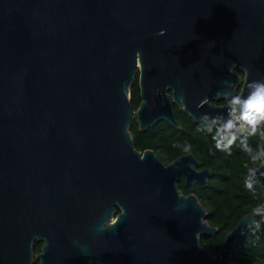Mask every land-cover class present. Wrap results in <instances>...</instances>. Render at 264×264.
I'll use <instances>...</instances> for the list:
<instances>
[{
    "label": "water",
    "instance_id": "water-1",
    "mask_svg": "<svg viewBox=\"0 0 264 264\" xmlns=\"http://www.w3.org/2000/svg\"><path fill=\"white\" fill-rule=\"evenodd\" d=\"M252 81L264 0H0V264H33L36 238L41 264H237L264 218L243 215L212 254L194 193L212 169L193 153L166 164L131 129L180 128L177 106L208 131ZM252 169L264 189V160Z\"/></svg>",
    "mask_w": 264,
    "mask_h": 264
},
{
    "label": "trees",
    "instance_id": "trees-1",
    "mask_svg": "<svg viewBox=\"0 0 264 264\" xmlns=\"http://www.w3.org/2000/svg\"><path fill=\"white\" fill-rule=\"evenodd\" d=\"M140 103L137 80L132 89V104L136 109ZM175 110L180 128L160 122L148 131L141 132L135 120L131 133L135 146L140 151L152 148L157 142L162 150L159 153L164 158L175 159L182 154L193 153L200 162L199 167L212 169L213 175L208 186L200 188L196 185L194 193L199 198L203 196L207 199L209 223L218 228L216 235L203 238L204 246L215 255L220 251L225 235L237 225L240 218L264 204L263 188L254 184V191L250 192L244 186L249 170L261 164V160L254 162L251 153L245 149L250 148L252 153L264 150V136L260 131L253 136L237 135L228 151H219L212 139V132L202 130L178 107ZM185 145H190L189 150L185 151ZM179 187L185 194L191 193L185 186L184 179ZM232 256L237 264H264V221L257 223L240 239Z\"/></svg>",
    "mask_w": 264,
    "mask_h": 264
},
{
    "label": "clouds",
    "instance_id": "clouds-1",
    "mask_svg": "<svg viewBox=\"0 0 264 264\" xmlns=\"http://www.w3.org/2000/svg\"><path fill=\"white\" fill-rule=\"evenodd\" d=\"M160 34L162 35L163 31ZM247 87L248 94L246 97L240 94L231 97L227 119L220 122L207 116L203 117V122L208 125V131L212 132V139L219 151H228L240 132H246L247 135L253 136L260 131V134L264 136V130H262L264 129V81H252ZM217 123H220L221 126L215 127ZM189 148L190 145H185V151ZM245 150L251 153L254 162L264 160V150L256 153H252L250 148ZM256 174L255 169H250L244 181L245 188L250 192L254 191ZM252 211L255 216L264 218V204L255 207Z\"/></svg>",
    "mask_w": 264,
    "mask_h": 264
},
{
    "label": "flooded vegetation",
    "instance_id": "flooded-vegetation-1",
    "mask_svg": "<svg viewBox=\"0 0 264 264\" xmlns=\"http://www.w3.org/2000/svg\"><path fill=\"white\" fill-rule=\"evenodd\" d=\"M225 103H228V102H221L219 104H225ZM177 107V106H175ZM179 109V108H178ZM148 149H151V148H148ZM147 150V149H146ZM145 151V150H143ZM142 151V152H143ZM155 151V150H154ZM156 152V151H155ZM157 153V152H156ZM158 155V153H157ZM159 156V155H158ZM198 169H201V167H199ZM184 178L181 177V180L180 182L183 180ZM179 182V184H180ZM182 191V190H181ZM183 192V191H182ZM184 193V192H183ZM185 194V193H184ZM185 195H188V194H185ZM118 211H120L118 209ZM109 221H103L102 224L99 225V228L102 230V231H105L108 227H109ZM46 244V240L44 238H36L34 241H33V245H32V248H33V253H34V262L33 264H41V259L38 258V255L39 254H42L44 252V246Z\"/></svg>",
    "mask_w": 264,
    "mask_h": 264
},
{
    "label": "rangeland",
    "instance_id": "rangeland-1",
    "mask_svg": "<svg viewBox=\"0 0 264 264\" xmlns=\"http://www.w3.org/2000/svg\"><path fill=\"white\" fill-rule=\"evenodd\" d=\"M237 135H238V134H237ZM151 149H153V150H155L156 152H158L159 157H160L161 160L164 161L166 164H168V163H170L172 160H174V159L164 158V157L159 153V152L162 151V150H161V148H159L157 142L154 144V146H153ZM199 199H200L202 205L204 206V208L207 210V209L209 208V203L207 202V199H206L205 197H203V196H202L201 198H199ZM208 221H209V220H208ZM203 246H204V244H203ZM204 247H205V246H204ZM205 248H206V247H205Z\"/></svg>",
    "mask_w": 264,
    "mask_h": 264
},
{
    "label": "built area",
    "instance_id": "built-area-1",
    "mask_svg": "<svg viewBox=\"0 0 264 264\" xmlns=\"http://www.w3.org/2000/svg\"><path fill=\"white\" fill-rule=\"evenodd\" d=\"M238 135H245V136H248L246 132H240V133H238Z\"/></svg>",
    "mask_w": 264,
    "mask_h": 264
}]
</instances>
